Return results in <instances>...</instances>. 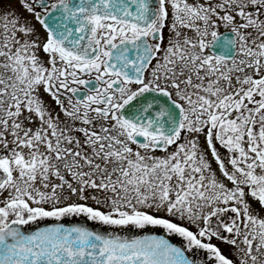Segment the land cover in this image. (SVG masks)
Listing matches in <instances>:
<instances>
[{"label":"snow or ice","instance_id":"6c2138e0","mask_svg":"<svg viewBox=\"0 0 264 264\" xmlns=\"http://www.w3.org/2000/svg\"><path fill=\"white\" fill-rule=\"evenodd\" d=\"M0 264H264V0H0Z\"/></svg>","mask_w":264,"mask_h":264}]
</instances>
